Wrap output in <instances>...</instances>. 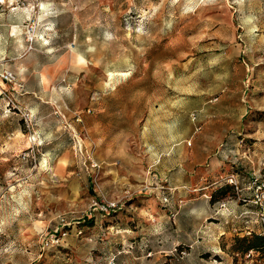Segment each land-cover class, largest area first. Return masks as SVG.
<instances>
[{"label":"rangeland","instance_id":"obj_1","mask_svg":"<svg viewBox=\"0 0 264 264\" xmlns=\"http://www.w3.org/2000/svg\"><path fill=\"white\" fill-rule=\"evenodd\" d=\"M255 234L264 0H0V264H264Z\"/></svg>","mask_w":264,"mask_h":264},{"label":"crops","instance_id":"obj_2","mask_svg":"<svg viewBox=\"0 0 264 264\" xmlns=\"http://www.w3.org/2000/svg\"><path fill=\"white\" fill-rule=\"evenodd\" d=\"M75 62H78L76 64L78 65H84L87 62V59L78 54V57L75 59ZM62 64H54V65H46L44 69L42 70V76H41V84L44 87V89H48L49 92H51L52 89H59L60 94L64 90L65 92H69L70 94H73L78 96V101L76 105H82L83 99H86L89 95L91 97L90 103L93 105L95 103L100 104L99 102V96L101 92L102 95H107L109 93V83H111L110 80H106V85H103L99 83L98 80H93L91 78L90 82L87 83L86 81H83V78H86L84 76L82 79H73L71 75H64L62 78L57 76L56 74H53L54 72L58 71L59 67H61ZM87 90H89V95H86ZM63 91V92H64ZM103 97V96H102ZM102 103V102H101ZM104 104L100 106L102 110L105 112L103 115H106L107 117L110 115V108L109 105L106 104V108H103ZM100 122V121H98ZM109 122V121H108ZM91 130L98 131L99 126L95 125L90 127ZM108 129V127H107ZM93 132V131H92ZM99 140V139H98Z\"/></svg>","mask_w":264,"mask_h":264},{"label":"trees","instance_id":"obj_3","mask_svg":"<svg viewBox=\"0 0 264 264\" xmlns=\"http://www.w3.org/2000/svg\"><path fill=\"white\" fill-rule=\"evenodd\" d=\"M238 240L248 243L245 248L239 249V252L247 253L251 249L264 250V235L262 234H255L252 237L244 236Z\"/></svg>","mask_w":264,"mask_h":264},{"label":"built area","instance_id":"obj_4","mask_svg":"<svg viewBox=\"0 0 264 264\" xmlns=\"http://www.w3.org/2000/svg\"><path fill=\"white\" fill-rule=\"evenodd\" d=\"M2 77L5 81H13L16 79V75L14 73L13 70H9V69H6L3 73H2ZM191 143V142H189Z\"/></svg>","mask_w":264,"mask_h":264}]
</instances>
